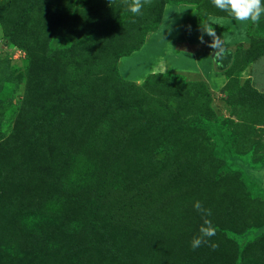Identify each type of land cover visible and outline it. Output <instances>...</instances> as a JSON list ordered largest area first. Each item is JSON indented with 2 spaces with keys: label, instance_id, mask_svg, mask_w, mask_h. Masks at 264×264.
Here are the masks:
<instances>
[{
  "label": "rangeland",
  "instance_id": "rangeland-1",
  "mask_svg": "<svg viewBox=\"0 0 264 264\" xmlns=\"http://www.w3.org/2000/svg\"><path fill=\"white\" fill-rule=\"evenodd\" d=\"M130 3L0 0V264H264V16Z\"/></svg>",
  "mask_w": 264,
  "mask_h": 264
},
{
  "label": "clouds",
  "instance_id": "clouds-1",
  "mask_svg": "<svg viewBox=\"0 0 264 264\" xmlns=\"http://www.w3.org/2000/svg\"><path fill=\"white\" fill-rule=\"evenodd\" d=\"M125 2L127 3V0H125ZM152 2L153 0H131L127 10L134 16H139L142 15L144 7L146 5H151ZM211 2L216 8L226 12L235 20L242 23L251 22L252 24L259 25L261 17L264 16V0H211ZM203 32L212 37V43L208 46L214 50L213 60H220L224 53L221 38L216 36L214 28L210 25L203 27ZM200 42L204 43L203 36L200 37ZM193 207L202 215L203 224L199 228V235L193 237L191 247L193 250H196L202 245H208L215 251L219 245L217 243H212L211 238L216 235V227L213 225L212 221L207 218L212 215V212L210 209L204 208L200 201H195Z\"/></svg>",
  "mask_w": 264,
  "mask_h": 264
},
{
  "label": "trees",
  "instance_id": "trees-1",
  "mask_svg": "<svg viewBox=\"0 0 264 264\" xmlns=\"http://www.w3.org/2000/svg\"><path fill=\"white\" fill-rule=\"evenodd\" d=\"M22 23V21H19L18 23H16L13 27H12V29H11V31H10V35L8 36V42H12V37H13V35H14V33H15V30H16V27L19 25V24H21ZM257 158V157H256ZM255 158V159H256ZM255 159H253L252 161H254ZM254 163H255V161H254ZM250 165H251V163H249ZM259 167H264V164H260V166ZM241 170V169H240ZM245 174H246V171H243ZM246 176H248V177H250L249 175H247L246 174ZM251 178V177H250ZM252 180V179H251ZM253 182V181H252ZM263 231L264 230V227L262 226V227H260L257 231H256V235H258V234H260L261 233V231Z\"/></svg>",
  "mask_w": 264,
  "mask_h": 264
},
{
  "label": "crops",
  "instance_id": "crops-1",
  "mask_svg": "<svg viewBox=\"0 0 264 264\" xmlns=\"http://www.w3.org/2000/svg\"><path fill=\"white\" fill-rule=\"evenodd\" d=\"M180 14L183 16V13L180 12ZM187 15H188V16H187ZM186 17L189 18V19H191V16H190L189 14H186ZM186 17L183 16V18H186ZM191 21H192V20H190V24H191ZM190 24H189V25H190ZM169 25H170V26H169ZM168 26L171 27V24L168 23ZM179 27H180V26H179ZM176 28H177L178 30L174 28V30L171 32V36H177L178 31H179L180 28H178V27H176ZM181 30H182V37H183V38H189V37H190V36L187 37V33H186V32H189V27H187V28H185V29L181 28ZM184 30H186V31H184ZM165 33H166V31H165ZM195 49H196V48H195Z\"/></svg>",
  "mask_w": 264,
  "mask_h": 264
}]
</instances>
